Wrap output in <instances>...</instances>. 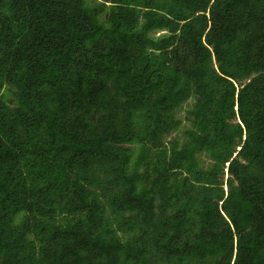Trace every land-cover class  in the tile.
Instances as JSON below:
<instances>
[{
  "label": "trees",
  "instance_id": "trees-1",
  "mask_svg": "<svg viewBox=\"0 0 264 264\" xmlns=\"http://www.w3.org/2000/svg\"><path fill=\"white\" fill-rule=\"evenodd\" d=\"M0 264H264V0H0Z\"/></svg>",
  "mask_w": 264,
  "mask_h": 264
},
{
  "label": "rangeland",
  "instance_id": "rangeland-1",
  "mask_svg": "<svg viewBox=\"0 0 264 264\" xmlns=\"http://www.w3.org/2000/svg\"><path fill=\"white\" fill-rule=\"evenodd\" d=\"M6 96H7L8 102L11 103V101L13 100L12 95L10 93H6ZM189 105H190V103L189 104H186L185 107H184V109L187 108V107H189ZM184 115H185V110H183L182 113L179 114V117L180 118H183ZM177 134L180 135L181 133L179 132Z\"/></svg>",
  "mask_w": 264,
  "mask_h": 264
}]
</instances>
